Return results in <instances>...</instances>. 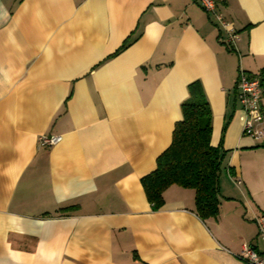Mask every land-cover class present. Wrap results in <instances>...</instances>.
Masks as SVG:
<instances>
[{
	"label": "crops",
	"instance_id": "0c3cea01",
	"mask_svg": "<svg viewBox=\"0 0 264 264\" xmlns=\"http://www.w3.org/2000/svg\"><path fill=\"white\" fill-rule=\"evenodd\" d=\"M216 4L232 46L196 0H0V264H245L244 243L264 253V138L243 135L235 86L240 69L264 81V0ZM192 82L225 151L219 213L205 220L192 188L169 186L154 208L141 184ZM49 134L60 142L41 144Z\"/></svg>",
	"mask_w": 264,
	"mask_h": 264
},
{
	"label": "trees",
	"instance_id": "16d2710c",
	"mask_svg": "<svg viewBox=\"0 0 264 264\" xmlns=\"http://www.w3.org/2000/svg\"><path fill=\"white\" fill-rule=\"evenodd\" d=\"M181 102L182 117L174 124L169 145L157 156L156 167L141 178L147 200L162 206L163 192L171 185L194 190L195 210L205 220L219 213V176L225 154L210 144L211 111L200 85L188 86Z\"/></svg>",
	"mask_w": 264,
	"mask_h": 264
},
{
	"label": "built area",
	"instance_id": "2783aa9c",
	"mask_svg": "<svg viewBox=\"0 0 264 264\" xmlns=\"http://www.w3.org/2000/svg\"><path fill=\"white\" fill-rule=\"evenodd\" d=\"M202 9L212 14L216 23L225 30L228 37V43L233 45L235 34L230 23L217 10L216 0H196ZM236 89L241 108L245 113L243 124V135L253 139L264 138V108H262L261 99L264 97V81L259 75H248L243 69L239 70L236 79ZM61 140V135L49 134L41 135L39 142L47 147L56 145ZM241 184V180H236ZM258 234L264 238V214L255 217ZM236 257L245 264H264V253H259L250 244L244 243Z\"/></svg>",
	"mask_w": 264,
	"mask_h": 264
}]
</instances>
